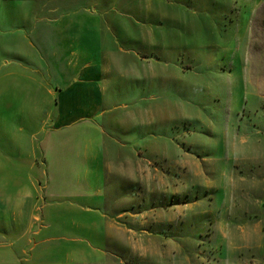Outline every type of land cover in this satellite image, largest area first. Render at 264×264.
Segmentation results:
<instances>
[{"label": "rangeland", "instance_id": "rangeland-1", "mask_svg": "<svg viewBox=\"0 0 264 264\" xmlns=\"http://www.w3.org/2000/svg\"><path fill=\"white\" fill-rule=\"evenodd\" d=\"M95 2L101 44L81 60L102 65L96 122L125 141L133 177L93 213L117 241L82 218L71 248L113 264H264V0ZM1 9L9 27L14 7Z\"/></svg>", "mask_w": 264, "mask_h": 264}, {"label": "crops", "instance_id": "crops-1", "mask_svg": "<svg viewBox=\"0 0 264 264\" xmlns=\"http://www.w3.org/2000/svg\"><path fill=\"white\" fill-rule=\"evenodd\" d=\"M46 1L52 5L43 10ZM95 1L0 0L14 7L9 27L0 11V264L114 262L90 244V252L70 246L85 243L70 235L82 218L97 242L117 241L111 217L102 225L93 213L111 206L112 186L133 177L125 141L96 122L102 65L81 60V51L101 44L97 11L85 9ZM56 76L64 87L48 83Z\"/></svg>", "mask_w": 264, "mask_h": 264}]
</instances>
